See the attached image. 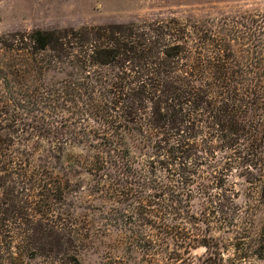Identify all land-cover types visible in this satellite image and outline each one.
I'll list each match as a JSON object with an SVG mask.
<instances>
[{"label": "trees", "instance_id": "1", "mask_svg": "<svg viewBox=\"0 0 264 264\" xmlns=\"http://www.w3.org/2000/svg\"><path fill=\"white\" fill-rule=\"evenodd\" d=\"M112 231L110 264L264 257V15L0 35V264Z\"/></svg>", "mask_w": 264, "mask_h": 264}, {"label": "rangeland", "instance_id": "2", "mask_svg": "<svg viewBox=\"0 0 264 264\" xmlns=\"http://www.w3.org/2000/svg\"><path fill=\"white\" fill-rule=\"evenodd\" d=\"M250 15H264V0H0V35L26 33L35 30H58L103 26L109 24H127L153 22L170 18H195L198 20H220L223 18H241ZM20 182V181H10ZM63 190L68 193V209L79 221L88 213L96 217L98 203H81L78 183L66 181ZM241 183V181H239ZM242 196L246 195L241 191ZM88 207L89 211L84 208ZM263 214L259 213L255 221L256 233L262 223ZM120 236L112 231L107 237H95L86 246L78 250V262L60 264H110L119 262L122 256L117 250ZM228 264H264V257L251 256L240 259L231 248L225 251ZM204 249L193 251V264H199ZM125 257L126 264H144L138 254ZM117 258V259H116ZM28 264H50L46 258L28 261Z\"/></svg>", "mask_w": 264, "mask_h": 264}]
</instances>
